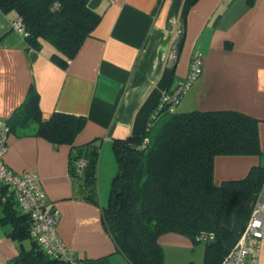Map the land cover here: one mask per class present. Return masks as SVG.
Wrapping results in <instances>:
<instances>
[{
	"label": "crops",
	"instance_id": "0c3cea01",
	"mask_svg": "<svg viewBox=\"0 0 264 264\" xmlns=\"http://www.w3.org/2000/svg\"><path fill=\"white\" fill-rule=\"evenodd\" d=\"M88 5L101 14L100 21L64 64L52 57L49 42L29 46L12 29L16 13L0 10L1 117L11 118L33 85L43 121L54 112L84 117L74 145L99 138L102 157H110L114 138L142 135L154 106L185 78L192 53L199 51L201 73L176 110H234L255 118L258 128L260 153L215 156L213 182L241 179L253 166L264 167V0H89ZM16 123L3 161L16 174H37L47 206L59 211L57 232L67 250L80 264L126 262L102 223L103 194L92 203L74 190L70 145L33 135L34 120L21 125L15 117ZM253 200L224 211L222 224L232 231L224 241L228 249L247 223ZM6 206H0V264H22L16 257L33 243L17 230L27 228L28 220L12 198ZM158 241L163 264H194L190 251L197 242L175 232ZM204 251L205 246L200 264ZM259 261L264 262V239Z\"/></svg>",
	"mask_w": 264,
	"mask_h": 264
},
{
	"label": "trees",
	"instance_id": "16d2710c",
	"mask_svg": "<svg viewBox=\"0 0 264 264\" xmlns=\"http://www.w3.org/2000/svg\"><path fill=\"white\" fill-rule=\"evenodd\" d=\"M88 2L0 0V10L14 11L21 19V35L29 46L39 48L43 41L49 42L55 50L52 57L64 64L76 55L100 21L101 14L92 10ZM159 105L153 108L156 115L147 118L141 136L112 140L117 170L108 202L102 206V223L118 251L131 264H163L158 239L167 232L197 243L200 232L213 234L214 239L204 242L202 264H220L228 250L224 241L232 235L222 224V215L227 208L255 196L264 180V167L253 166L241 179L215 184L213 160L217 155L259 154L257 120L234 110L179 112L176 108L169 111L167 104L161 108ZM15 117H19L21 125L34 120L33 135L55 145H70L68 163L74 190L80 198L98 203L101 141L96 138L74 145L85 118L54 112L43 121L33 85L24 105L6 119L10 130L17 125L13 124ZM79 160H83V165L76 171ZM8 201L3 206L7 207ZM13 216L16 217L15 211ZM17 233L28 234V226L23 225ZM32 243V249L20 253L15 260L22 264H63L48 256L33 240Z\"/></svg>",
	"mask_w": 264,
	"mask_h": 264
},
{
	"label": "built area",
	"instance_id": "2783aa9c",
	"mask_svg": "<svg viewBox=\"0 0 264 264\" xmlns=\"http://www.w3.org/2000/svg\"><path fill=\"white\" fill-rule=\"evenodd\" d=\"M12 29L19 34L24 33V26L19 17L11 23ZM202 55L199 51L192 53L189 70L184 79L177 81L171 93L162 95L160 105H168L169 111H174L183 94L200 75ZM156 112H152V116ZM10 132L7 120L0 116V206L12 198L20 212L29 220V237L50 257L57 258L63 264H80L77 257L69 252L57 232L59 211L47 206L46 194L43 191L38 176L33 171H23L16 174L3 161L7 149V139ZM83 160H79L75 170L80 171ZM214 239L211 233L200 232L197 240L200 242ZM264 239V180L260 190L255 194L250 214L245 226L239 231L237 239L223 256L220 264H264L259 261V253Z\"/></svg>",
	"mask_w": 264,
	"mask_h": 264
},
{
	"label": "rangeland",
	"instance_id": "374dc122",
	"mask_svg": "<svg viewBox=\"0 0 264 264\" xmlns=\"http://www.w3.org/2000/svg\"><path fill=\"white\" fill-rule=\"evenodd\" d=\"M102 150L103 148H101L100 150V158L98 163V194L100 195V192L101 194H103V197L105 198L107 204L111 181L117 170V163L112 147H111L110 157H106L105 153L103 154L102 157ZM204 245H205L204 242H198L195 245L197 246V248L194 249V251L193 250L190 251V254L194 255L193 257L194 264H200L203 255L202 249ZM125 261L126 262H123V264H130L129 262H127V260Z\"/></svg>",
	"mask_w": 264,
	"mask_h": 264
}]
</instances>
